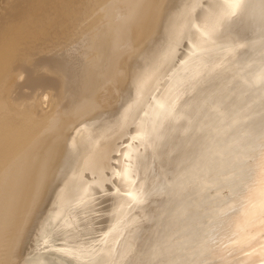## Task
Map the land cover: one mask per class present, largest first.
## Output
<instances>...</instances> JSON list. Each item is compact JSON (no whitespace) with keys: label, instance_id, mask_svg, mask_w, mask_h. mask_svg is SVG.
<instances>
[{"label":"bare ground","instance_id":"bare-ground-1","mask_svg":"<svg viewBox=\"0 0 264 264\" xmlns=\"http://www.w3.org/2000/svg\"><path fill=\"white\" fill-rule=\"evenodd\" d=\"M196 2L33 0L0 32V264H69L40 247L80 264H264V0L196 9L118 158L95 147L131 121ZM35 52L49 60L34 66L70 90L53 128L47 91L12 94ZM91 169L111 171L118 191L86 248L75 221L55 214L88 191Z\"/></svg>","mask_w":264,"mask_h":264},{"label":"rangeland","instance_id":"rangeland-1","mask_svg":"<svg viewBox=\"0 0 264 264\" xmlns=\"http://www.w3.org/2000/svg\"><path fill=\"white\" fill-rule=\"evenodd\" d=\"M207 1L209 0H197L196 4L193 6L194 8L190 14V17H188L187 22H185V25L181 28V32H179V36L177 37L176 43L169 56L160 62L155 73L140 90L136 106L132 111L133 117L131 121H127L126 123L122 124L112 135L106 137L104 140L99 141L95 147L110 146L111 154H114V158H118L116 153L121 149L122 144L131 140L129 129L132 121L136 120L141 113L148 109L152 101L160 92L162 86L167 80L168 75L172 71L174 64L177 62L180 54L183 51L192 22L196 15V9L198 10L203 7ZM32 2L33 0H0V32L3 30V28H5V26L8 25V23L9 25L13 24L12 22L21 19L26 14V12H29ZM70 48H73L72 50L74 52H72ZM68 50L69 51L67 54H70L71 56H65H67V59L72 63H70L71 65H75L74 67H78L79 69L81 57L79 56L77 49L75 50L74 47H69ZM55 54L52 56L53 59L57 57ZM61 54L64 55V52ZM75 54L77 55V58ZM71 57L73 60L70 59ZM74 59L78 61L76 62ZM47 60H49V57L46 55L41 53L39 54L37 52L33 53L29 58L28 64H26L27 66L24 68L26 69V73H22L21 77L16 82H14L15 85L13 84L14 88L12 87V94L13 96L15 95V98L19 100L23 99L24 101V98H27L32 93L40 95L42 92L47 91L48 95L46 98H44V108L49 109V105L51 104L52 106L54 103L55 105L53 106H56L52 111H49L50 116L53 118L51 119L52 122L50 128H53L58 125L59 119L64 114V111L67 107L66 104L69 105L68 101L70 102L71 100L69 99L70 90L67 87L65 80L54 72L42 71L44 70L42 65L45 64ZM35 63L43 64L35 67ZM39 67H41L42 70ZM39 69L40 71H38ZM44 82L46 85L43 84ZM67 89L69 91H67ZM87 107L83 108L81 111L82 114L87 112ZM80 113L78 114V117L82 115ZM99 170L100 169H98V171ZM98 171L93 169L89 171L84 170V173H87L89 176V181L91 184L90 188L85 193L79 194L77 197L73 198L71 202H68L55 214V219L58 223H64L70 220L75 221L77 228L74 229L80 232V236L74 238L73 240L77 245L82 242L86 248H90L91 246V230L98 227L99 224L102 228H106L108 226V217L112 213V202L114 201L115 195L118 191V188L113 181L111 171L102 172L100 170L99 172L102 173H99ZM262 242H264V239L261 240V243ZM49 251L50 250H47L46 248L43 249V247H40L37 252L43 256L46 254H55L67 260L69 264H80L74 260L66 258L57 247L51 249L52 252Z\"/></svg>","mask_w":264,"mask_h":264},{"label":"snow or ice","instance_id":"snow-or-ice-1","mask_svg":"<svg viewBox=\"0 0 264 264\" xmlns=\"http://www.w3.org/2000/svg\"><path fill=\"white\" fill-rule=\"evenodd\" d=\"M235 2H236V6L238 7L239 6V0H235ZM261 79L264 80V73H262ZM261 211H262V214H264V203H262Z\"/></svg>","mask_w":264,"mask_h":264}]
</instances>
